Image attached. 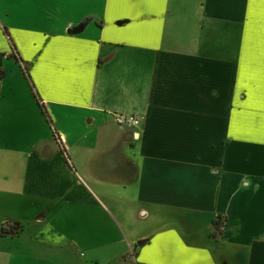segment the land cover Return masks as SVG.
<instances>
[{
    "label": "crops",
    "instance_id": "1",
    "mask_svg": "<svg viewBox=\"0 0 264 264\" xmlns=\"http://www.w3.org/2000/svg\"><path fill=\"white\" fill-rule=\"evenodd\" d=\"M0 71V264H264V0H0Z\"/></svg>",
    "mask_w": 264,
    "mask_h": 264
},
{
    "label": "built area",
    "instance_id": "2",
    "mask_svg": "<svg viewBox=\"0 0 264 264\" xmlns=\"http://www.w3.org/2000/svg\"><path fill=\"white\" fill-rule=\"evenodd\" d=\"M114 119L116 124L120 128H123L125 126H137L141 122V119L138 116L132 114H115Z\"/></svg>",
    "mask_w": 264,
    "mask_h": 264
},
{
    "label": "trees",
    "instance_id": "3",
    "mask_svg": "<svg viewBox=\"0 0 264 264\" xmlns=\"http://www.w3.org/2000/svg\"><path fill=\"white\" fill-rule=\"evenodd\" d=\"M4 33H5L6 35H8V33L6 32V30H4ZM9 41H10V39H9ZM10 44H11V47L13 48L14 45L12 44L11 41H10ZM22 71H23V74L25 75V77H26V78L28 79V81H29V80H30V76H29V74H28L26 68H25V67H22ZM2 77H3V72L0 71V79H1ZM29 83H30V81H29ZM30 86H31V88L33 89V85L31 84ZM34 94L36 95L35 92H34ZM38 102H39V105H40V107H41L43 113L47 116V112H46V110H45V107H44L43 103H42L40 100H38ZM47 117H48V116H47ZM48 120H50L49 117H48ZM61 150H63V147H61Z\"/></svg>",
    "mask_w": 264,
    "mask_h": 264
}]
</instances>
